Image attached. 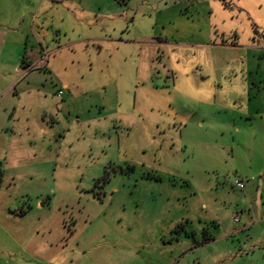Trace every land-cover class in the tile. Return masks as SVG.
Here are the masks:
<instances>
[{"label":"rangeland","instance_id":"obj_1","mask_svg":"<svg viewBox=\"0 0 264 264\" xmlns=\"http://www.w3.org/2000/svg\"><path fill=\"white\" fill-rule=\"evenodd\" d=\"M60 1L0 0L4 27L53 25L42 54L71 44L5 88L0 264H264V0Z\"/></svg>","mask_w":264,"mask_h":264},{"label":"crops","instance_id":"obj_2","mask_svg":"<svg viewBox=\"0 0 264 264\" xmlns=\"http://www.w3.org/2000/svg\"><path fill=\"white\" fill-rule=\"evenodd\" d=\"M65 1H71L72 3L77 2V0H63V1H60V4H63V2ZM77 9H78V6L74 10H77ZM79 9H81V11L70 12L69 10H67V13L60 15V17L62 21L65 19H68L71 21L70 26L72 27L73 32H79L81 34V32L83 31V34H84V31L91 28L92 24L90 23L89 15H86L84 7L83 8L81 7ZM51 19L54 20L55 16H53ZM24 21H25V18H22L21 22H24ZM52 26L53 25L51 23L46 24V25L40 23V26L34 27V21H33L31 22V24L28 25V28L26 26L24 27L23 30L17 31L15 28L17 27V25L12 28H8V27H4L3 25H0V104L2 103L3 98L6 97L5 95V93H7L5 90L6 85L8 86V84L12 82L10 80H15L19 78L14 68H16L17 70L21 69L24 72L26 71L33 72L39 65L48 66V63H49L48 59L47 61H45L46 56H52L55 53H59L60 49L63 47L69 48L68 46H70L71 44H64V46H62L61 48H56V49L51 50L50 55L47 53L46 54L41 53L43 52V47L41 46V43L38 40L42 39L44 40L43 42L46 43L45 41L48 40V36H49L46 32V29L53 28ZM28 30L31 31L32 33L33 31H35L34 38L39 44L38 49L36 47H30L29 50L27 49L26 45L29 39V32L27 33ZM56 32L58 33V31ZM100 42L101 40L95 39V38L83 39V40H78L77 42H74L72 45L83 44L86 46L89 43L100 44ZM7 45H10V47H8ZM22 46H25V52L20 61V64L17 65V60H18L17 57H16V60L13 62L11 61V59L9 60V55L13 56L18 50L22 49ZM43 61L44 63H42ZM260 84H264V79H261V81L259 82V85ZM25 92L26 91H21L19 89L17 90L15 88L14 91L12 92V96L20 100L22 95L26 93H32L31 91L26 92V93ZM44 97L46 96L44 95ZM254 100L255 101L257 100L256 104H258V106L255 107V111H250V110L246 111L245 113L247 114L245 116L247 117L249 116L248 118L254 115L259 116L260 125H261L260 128L264 132V89H263V92L257 91V93L255 94ZM17 107H18L17 109L15 108V106L12 107V111L14 112L17 111L20 108V105ZM3 111L7 112L5 106H3ZM252 112H254V114H251ZM8 126L9 125L6 122H4L2 118V123H0V138H1V143H3V146L0 147V162L5 161L8 163H16L17 161H19V158H21V153L23 154L24 151L22 150L20 140L11 139L9 135L7 134L11 130L10 127L8 128ZM13 126H15L16 128V124H14ZM237 131H239V129H237ZM14 133L15 131H12V136H14ZM260 138L262 139L261 141L264 142V136ZM0 194H1V191H0ZM8 212L11 213V211H9L7 208H2L0 210V226L2 227L4 226L3 221L8 220L10 218V215L8 214ZM0 248L2 249L3 247L0 245ZM13 259L16 262H19V259L17 260L16 256H14Z\"/></svg>","mask_w":264,"mask_h":264},{"label":"built area","instance_id":"obj_3","mask_svg":"<svg viewBox=\"0 0 264 264\" xmlns=\"http://www.w3.org/2000/svg\"><path fill=\"white\" fill-rule=\"evenodd\" d=\"M62 96V92L59 91L57 93V97H61ZM236 189L238 190H243L244 189V182L243 181H235L234 182V185H233ZM239 221V216H236V217H233L232 220H231V223L232 224H235Z\"/></svg>","mask_w":264,"mask_h":264}]
</instances>
